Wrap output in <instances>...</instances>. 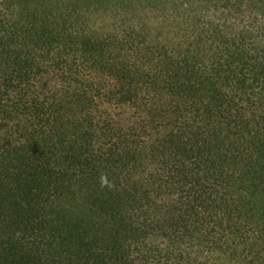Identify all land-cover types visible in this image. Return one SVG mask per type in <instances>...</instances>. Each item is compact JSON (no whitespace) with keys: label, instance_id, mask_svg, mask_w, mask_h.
<instances>
[{"label":"trees","instance_id":"16d2710c","mask_svg":"<svg viewBox=\"0 0 264 264\" xmlns=\"http://www.w3.org/2000/svg\"><path fill=\"white\" fill-rule=\"evenodd\" d=\"M0 264H264V0H0Z\"/></svg>","mask_w":264,"mask_h":264}]
</instances>
